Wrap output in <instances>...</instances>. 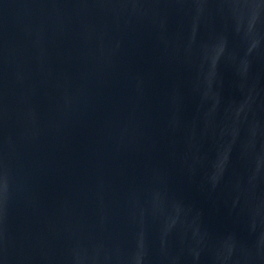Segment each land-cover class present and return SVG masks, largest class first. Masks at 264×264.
<instances>
[{
	"label": "water",
	"instance_id": "obj_1",
	"mask_svg": "<svg viewBox=\"0 0 264 264\" xmlns=\"http://www.w3.org/2000/svg\"><path fill=\"white\" fill-rule=\"evenodd\" d=\"M0 264H264V0H0Z\"/></svg>",
	"mask_w": 264,
	"mask_h": 264
}]
</instances>
